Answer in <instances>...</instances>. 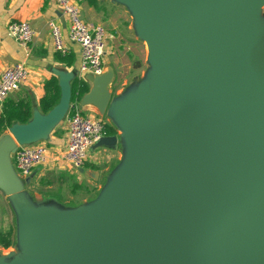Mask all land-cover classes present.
I'll use <instances>...</instances> for the list:
<instances>
[{
  "label": "water",
  "instance_id": "95a60500",
  "mask_svg": "<svg viewBox=\"0 0 264 264\" xmlns=\"http://www.w3.org/2000/svg\"><path fill=\"white\" fill-rule=\"evenodd\" d=\"M120 1L137 15L142 37L150 47V106L144 111L140 95L133 114L123 117L120 140L126 147L124 165L94 206L73 211L39 209L25 191L32 176L25 180L19 177L11 158L19 146L49 142L66 120L76 75L55 72L61 90L59 103L48 114L35 110L29 123L14 124L9 135L0 141V191L11 200L17 213L21 255L25 264H61L79 244L68 264H95L91 260L94 245L104 229L114 225L120 234L124 233L125 242L120 248L126 246V259L120 255L117 260L110 251V257L102 258L99 264L107 260L109 264H201L207 247L214 250L222 244L224 249L216 252L207 264H235L264 241V235L259 239L244 236L242 240L220 243L210 237L201 238L192 248L191 243L189 248L175 243L177 247L164 249L168 258L154 254L148 242L150 236L157 241L158 226L170 210L159 204L166 195L221 191L225 188L223 184H232L246 174V160L238 164V172L228 175L221 165L199 158L185 146L180 126L182 86L185 74L191 73L219 95L242 98L236 70L249 63L256 50L260 34L258 18L264 0ZM256 76L264 82L262 75ZM85 81L92 88L80 100L81 107L93 106L101 117L115 115L110 87L114 71L110 69L102 76L86 75ZM207 137L214 156L232 163V159L221 154V145L208 134ZM117 146V136H106L93 149ZM107 193L80 241L86 224L85 212L96 209ZM246 239L251 242L248 244ZM230 241L236 242L231 244L235 246L226 245Z\"/></svg>",
  "mask_w": 264,
  "mask_h": 264
},
{
  "label": "bare ground",
  "instance_id": "6f19581e",
  "mask_svg": "<svg viewBox=\"0 0 264 264\" xmlns=\"http://www.w3.org/2000/svg\"><path fill=\"white\" fill-rule=\"evenodd\" d=\"M263 48V33L260 31L256 50L249 63L238 66L236 70L242 98L232 99L229 95H219L197 81L191 73L185 74L180 118L185 146L199 158L221 165L228 175L238 172V164L246 160V174L232 184H223L225 188L221 191L173 192L166 195L159 204L170 210L158 226L157 241L150 236L148 242L154 254L160 253L168 258L164 249L177 247V244L179 247L189 248V243L192 248L198 241L208 237L217 241L216 243L244 236L256 239L263 237L264 82L256 76L257 73L264 77ZM141 100L146 111L151 103L148 102L146 86L141 90ZM207 134L212 141L221 145V154L232 159V163L214 156L208 145ZM107 195L109 194H105L96 209L85 212L86 224L80 241ZM123 236L124 233L120 234L114 225H109L97 239L91 260L99 264L102 258L110 257V251L117 260L120 255L126 259V246L120 248L125 242ZM78 245L61 264H68L72 260ZM0 264H5L4 258L0 260ZM14 264L21 263L16 260ZM235 264H264V241L254 246Z\"/></svg>",
  "mask_w": 264,
  "mask_h": 264
},
{
  "label": "crops",
  "instance_id": "0c3cea01",
  "mask_svg": "<svg viewBox=\"0 0 264 264\" xmlns=\"http://www.w3.org/2000/svg\"><path fill=\"white\" fill-rule=\"evenodd\" d=\"M78 5L83 22L94 27L102 26L106 30L104 65L106 72L110 69L114 71V81L110 87L115 115L101 117L93 106L83 109L93 116L104 118L106 125L115 130L118 146L115 149L92 148L91 152H95L92 165L88 163L82 171H76L61 159L69 140L65 120L48 142L53 144L56 153L49 158L47 165L33 172L31 183L25 190L33 204L42 210L73 211L80 207L71 205L90 185L96 188L95 193L106 190L121 172L126 157V147L120 142L123 117L133 114L144 86L149 96L152 90L150 54L140 32L137 15L120 0H82ZM13 22L31 24L35 37L29 46L23 47L9 37L8 27ZM50 22L60 26L68 41L70 21L57 0H0V79L8 67L17 63H24L30 74L22 89L10 96L0 108V115L6 106L21 101L29 104L33 113L37 109L40 111V101L46 94L45 85L58 78L56 71L73 72L76 77L80 76V47L67 43L68 54L63 56L57 53L51 38ZM91 88L89 84V91ZM11 162L15 172L23 178L16 168L14 157ZM0 196L5 195L0 191ZM17 240L18 232L14 228L13 245ZM2 251L5 249L0 247V253Z\"/></svg>",
  "mask_w": 264,
  "mask_h": 264
},
{
  "label": "built area",
  "instance_id": "2783aa9c",
  "mask_svg": "<svg viewBox=\"0 0 264 264\" xmlns=\"http://www.w3.org/2000/svg\"><path fill=\"white\" fill-rule=\"evenodd\" d=\"M82 0H57L59 7L70 21L68 41L65 40L62 29L55 22H50L51 38L57 53L65 56L69 52L68 44L78 45L81 49L79 78L86 75L102 76L106 73L104 58L107 54V33L102 26H91L80 18L78 2ZM11 39L23 47L29 46L35 37V30L28 22H13L8 27ZM29 71L24 63L8 67L0 79V108L10 96L18 93L28 82ZM69 140L64 152V162L76 171H82L88 161V152L100 140L106 137V123L102 119L85 116L79 102L71 103L66 118ZM48 142L34 145L19 146L13 156L16 168L23 178L33 175V172L47 165L52 156Z\"/></svg>",
  "mask_w": 264,
  "mask_h": 264
},
{
  "label": "rangeland",
  "instance_id": "374dc122",
  "mask_svg": "<svg viewBox=\"0 0 264 264\" xmlns=\"http://www.w3.org/2000/svg\"><path fill=\"white\" fill-rule=\"evenodd\" d=\"M258 24L260 31L263 33V41H264V6L262 7L259 18H258ZM264 50V48H263ZM82 113L85 116L101 119L99 116H93L87 112L84 111L82 108ZM106 119V117H105ZM105 122L104 118L102 119ZM107 126V125H106ZM60 127V126H59ZM9 135V129L4 130L3 132H0V141L1 139ZM122 142V140H120ZM48 147L51 149L52 155L56 153L53 144L49 143ZM95 152H91V149L88 152V161L86 163V167L89 163V165H92V162H94V155ZM64 155V152H63ZM63 155H61V159L63 160ZM40 169L42 167H39ZM37 168V170L39 169ZM93 179V178H92ZM96 188H94L93 185H90L85 192L80 193L79 196L77 197V200L73 202L71 205L72 207L76 205V207H80L82 209L89 208L91 206H94L96 202L99 200V198L102 195V192L100 191L99 193H95ZM66 207V206H65ZM79 209V208H77ZM238 220V219H237ZM240 220V219H239ZM9 228H17L18 229V217L16 210L11 202V200L5 195V196H0V230H8ZM243 238H237L235 240H242ZM232 240V239H231ZM247 240V239H246ZM248 244L251 242V240L246 241ZM15 242V245H13L10 249L2 251L0 253V259L4 258L5 263L7 264H14L17 261H19L21 264H25V258L21 255V250L19 247V244ZM231 244H236V242L230 241L227 242L226 245L230 246H235ZM225 244L219 245L216 249L211 250L210 247H207V250H204V254L201 257V264H207L211 258H213L214 254L218 252L221 249H224ZM208 253V254H207ZM206 262V263H205ZM218 263H213V264H219Z\"/></svg>",
  "mask_w": 264,
  "mask_h": 264
},
{
  "label": "trees",
  "instance_id": "16d2710c",
  "mask_svg": "<svg viewBox=\"0 0 264 264\" xmlns=\"http://www.w3.org/2000/svg\"><path fill=\"white\" fill-rule=\"evenodd\" d=\"M70 64V63H69ZM46 94L40 101V112L48 114L60 101L61 90L59 79L54 78L45 85ZM72 103L79 102L82 97L89 93V84L79 77L72 82ZM33 117V111L29 104L21 101L19 103L6 106L0 115V132L9 129L14 124H27ZM116 132L111 127L106 126V136H115ZM13 228L0 231V247L5 250L13 246Z\"/></svg>",
  "mask_w": 264,
  "mask_h": 264
}]
</instances>
